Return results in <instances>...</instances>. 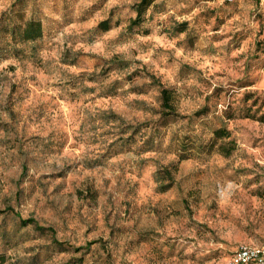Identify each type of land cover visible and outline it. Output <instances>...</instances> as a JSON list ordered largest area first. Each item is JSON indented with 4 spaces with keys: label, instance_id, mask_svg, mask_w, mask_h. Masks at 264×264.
I'll use <instances>...</instances> for the list:
<instances>
[{
    "label": "clouds",
    "instance_id": "9594fccd",
    "mask_svg": "<svg viewBox=\"0 0 264 264\" xmlns=\"http://www.w3.org/2000/svg\"><path fill=\"white\" fill-rule=\"evenodd\" d=\"M0 264H264V0H0Z\"/></svg>",
    "mask_w": 264,
    "mask_h": 264
},
{
    "label": "rangeland",
    "instance_id": "374dc122",
    "mask_svg": "<svg viewBox=\"0 0 264 264\" xmlns=\"http://www.w3.org/2000/svg\"><path fill=\"white\" fill-rule=\"evenodd\" d=\"M250 116H251V112H250Z\"/></svg>",
    "mask_w": 264,
    "mask_h": 264
}]
</instances>
